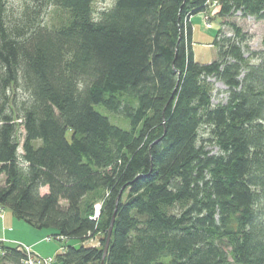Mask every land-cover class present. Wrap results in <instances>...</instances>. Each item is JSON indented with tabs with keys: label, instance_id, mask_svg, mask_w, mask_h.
<instances>
[{
	"label": "trees",
	"instance_id": "1",
	"mask_svg": "<svg viewBox=\"0 0 264 264\" xmlns=\"http://www.w3.org/2000/svg\"><path fill=\"white\" fill-rule=\"evenodd\" d=\"M94 1L0 0V207L65 241L59 264H101L114 211L103 264H264V39L225 22L264 21V0H112L97 18ZM212 5L217 59L198 64L189 17Z\"/></svg>",
	"mask_w": 264,
	"mask_h": 264
},
{
	"label": "rangeland",
	"instance_id": "2",
	"mask_svg": "<svg viewBox=\"0 0 264 264\" xmlns=\"http://www.w3.org/2000/svg\"><path fill=\"white\" fill-rule=\"evenodd\" d=\"M7 4L9 6H12L15 10H18L20 6L23 4L24 1L29 0H6ZM112 5V0H95L93 4V16L94 18L98 17V14L104 10L109 8ZM215 5V4H214ZM214 5L210 6L211 11L208 13V17H210V27H206L204 23H206L204 17L206 15H195L192 17H189V22L192 28V36H191V42H192V53L194 61L198 64H209L217 59V51L212 46V42L214 41V38L217 34V32L221 29V22L222 20L220 18L213 19L212 16L215 15L214 11ZM192 18L195 20L192 21ZM233 22L236 26H238L244 33L247 34V37L249 39V46L253 50H258L261 48V41L264 39V21H256L253 18L247 17V18H241L239 14H235L233 17L225 20V22ZM222 31L224 35L226 36H232V31L229 26L224 25L222 27ZM213 82V97L211 100L212 105H217L218 103L224 104L226 101V87L216 82L215 80H210ZM95 110L100 112L103 116L107 117L108 120L120 127L124 130H128L130 128L129 122L126 118H124L121 115L113 114L106 109H104L102 106H95ZM19 134L22 133V129H18ZM206 130H200V135L203 138H206ZM22 136V135H21ZM208 150L212 151L213 153H216V148H207ZM2 181V178H0ZM47 192V189H41L40 193L45 194ZM97 196V195H96ZM94 195L88 196L83 203L85 205L90 204L88 200L95 199ZM99 198L93 205L94 210V217L93 219H96L99 215V212L101 210L102 201L106 198V194H99ZM0 209H2L0 207ZM5 210V211H4ZM3 214L6 216H9L14 226L6 225L3 227V229H0V233L3 232V237H13L16 238V242L18 243H7L4 239H1L4 241L5 244L10 245H21L24 247L31 248V252L40 258H52L53 263L52 264H59L57 260H55V257L58 253L67 245L65 241H59L58 239L54 238L53 230L51 229H34L25 224V222L21 220H17L13 217L11 212L6 209H2ZM6 232H5V231ZM3 231V232H2ZM49 239V240H48ZM101 237H96L95 239L89 240L88 242L82 243L85 247H98L99 241ZM19 240V241H18ZM27 241H32L33 243H36L37 246L31 247L30 244L24 243ZM1 242V241H0ZM69 244V243H68ZM1 255V254H0Z\"/></svg>",
	"mask_w": 264,
	"mask_h": 264
},
{
	"label": "built area",
	"instance_id": "3",
	"mask_svg": "<svg viewBox=\"0 0 264 264\" xmlns=\"http://www.w3.org/2000/svg\"><path fill=\"white\" fill-rule=\"evenodd\" d=\"M207 13H205L204 15H206ZM206 23H204L206 25V27H210L209 25V17L208 14L206 17H204ZM3 218V212L2 209H0V220ZM1 243H4V241H1ZM19 246V249L22 251V253L24 254V260L21 262V264H52L53 260L52 258H40L38 256H35L32 252L31 249L28 247H24L21 245H17Z\"/></svg>",
	"mask_w": 264,
	"mask_h": 264
},
{
	"label": "crops",
	"instance_id": "4",
	"mask_svg": "<svg viewBox=\"0 0 264 264\" xmlns=\"http://www.w3.org/2000/svg\"><path fill=\"white\" fill-rule=\"evenodd\" d=\"M195 19L194 18H192V21H194ZM5 211V210H4ZM6 225H9V226H14V223H13V221H12V219L9 217V216H6V214L4 215L3 214V218L0 220V229H3V227L4 226H6ZM5 231V230H4ZM3 232V231H2ZM6 232V231H5ZM4 233V232H3ZM3 233L1 234L0 233V241H3V240H1V239H4L5 241H7V243H18V242H16V238H13V237H7V236H5V237H3ZM19 241V240H18ZM24 243H27V244H30L31 245V247H35V246H37V244L36 243H33L32 241H27V242H24ZM31 249V248H30Z\"/></svg>",
	"mask_w": 264,
	"mask_h": 264
},
{
	"label": "water",
	"instance_id": "5",
	"mask_svg": "<svg viewBox=\"0 0 264 264\" xmlns=\"http://www.w3.org/2000/svg\"><path fill=\"white\" fill-rule=\"evenodd\" d=\"M115 210H116V208H115ZM114 218H115V211H114L112 218H111V221H110V225H109V229H108V233H107V237H106V241H105V245H104V249H103L101 264H103V259H104L105 255L107 254V249H108V245H109V241H110V237H111V231H112V227H113V223H114Z\"/></svg>",
	"mask_w": 264,
	"mask_h": 264
}]
</instances>
